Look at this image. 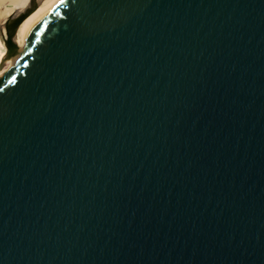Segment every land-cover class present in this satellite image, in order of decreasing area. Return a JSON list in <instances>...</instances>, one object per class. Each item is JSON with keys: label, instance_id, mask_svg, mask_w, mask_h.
I'll return each mask as SVG.
<instances>
[{"label": "water", "instance_id": "water-1", "mask_svg": "<svg viewBox=\"0 0 264 264\" xmlns=\"http://www.w3.org/2000/svg\"><path fill=\"white\" fill-rule=\"evenodd\" d=\"M13 50L0 264H264V0H62Z\"/></svg>", "mask_w": 264, "mask_h": 264}, {"label": "bare ground", "instance_id": "bare-ground-1", "mask_svg": "<svg viewBox=\"0 0 264 264\" xmlns=\"http://www.w3.org/2000/svg\"><path fill=\"white\" fill-rule=\"evenodd\" d=\"M62 0H41V2L36 5L27 16L18 24L16 28V40L11 46H4V44L0 40V74L7 69L13 59L14 55V47H19L24 44L25 39L31 29L35 26V24L53 7H55ZM34 0H0V18L1 13H10L12 17L18 10H22L13 18H9L6 25L11 21L17 19L25 10L33 4ZM7 4H10L7 9ZM5 15V14H4Z\"/></svg>", "mask_w": 264, "mask_h": 264}, {"label": "rangeland", "instance_id": "rangeland-1", "mask_svg": "<svg viewBox=\"0 0 264 264\" xmlns=\"http://www.w3.org/2000/svg\"><path fill=\"white\" fill-rule=\"evenodd\" d=\"M40 2H41V0H34L33 4L31 6H33V5L36 6ZM7 5H8L7 6V9H8V7H10L9 6L10 4H7ZM20 11H22V10H18L13 17H15L16 15H18ZM8 14H10V13H4V12H2L1 15H3V16H1V17H3V18H0V40L4 44V46H6V47L13 45L14 41L16 40V32H15V37L14 38H10V39H8L6 41H3L4 40V35H5V26H6V23H7V21H8L9 18H13L11 15H8Z\"/></svg>", "mask_w": 264, "mask_h": 264}]
</instances>
